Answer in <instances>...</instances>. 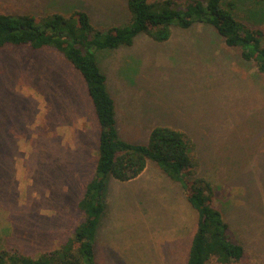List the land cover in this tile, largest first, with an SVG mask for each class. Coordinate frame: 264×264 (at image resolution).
I'll return each mask as SVG.
<instances>
[{"label":"rangeland","instance_id":"obj_1","mask_svg":"<svg viewBox=\"0 0 264 264\" xmlns=\"http://www.w3.org/2000/svg\"><path fill=\"white\" fill-rule=\"evenodd\" d=\"M240 20L264 32V5L238 0ZM84 8L101 27L127 22L126 0H0V11L40 15ZM122 139L146 143L171 125L191 136L212 170L246 257L264 264V73L212 25L174 28L158 42L98 51ZM100 124L87 84L56 49L0 47V248L38 256L83 221L79 208L98 158ZM100 264H185L196 211L155 162L136 178L108 179ZM225 199V200H224ZM208 264H221L215 258Z\"/></svg>","mask_w":264,"mask_h":264},{"label":"trees","instance_id":"obj_2","mask_svg":"<svg viewBox=\"0 0 264 264\" xmlns=\"http://www.w3.org/2000/svg\"><path fill=\"white\" fill-rule=\"evenodd\" d=\"M264 5V0H250ZM238 0H126V23L98 26L84 8L59 9L40 15L0 11V47L30 45L58 50L84 77L100 124L98 158L94 175L79 201L84 219L59 247L38 256L18 249L0 248V264H100L96 258L99 225L107 209L110 177L129 181L155 162L173 181L182 185L196 211V222L185 264H208L215 258L231 264L246 257V246L236 236L224 207L216 204L212 170L200 167L194 139L171 125L155 126L146 143L122 139L117 127L116 102L107 88V75L98 51L133 45L146 34L164 42L174 28L213 25L228 46L240 47L246 60L255 61L264 73V32L239 19ZM200 160V161H199ZM202 162V161H201Z\"/></svg>","mask_w":264,"mask_h":264}]
</instances>
